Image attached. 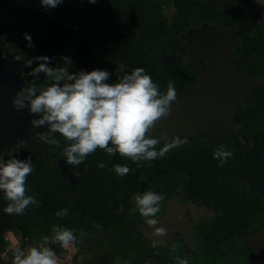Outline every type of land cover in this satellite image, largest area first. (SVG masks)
Returning <instances> with one entry per match:
<instances>
[{"label": "flooded vegetation", "instance_id": "1", "mask_svg": "<svg viewBox=\"0 0 264 264\" xmlns=\"http://www.w3.org/2000/svg\"><path fill=\"white\" fill-rule=\"evenodd\" d=\"M42 56L50 67L70 58V74L106 70L109 83L120 64L129 74L143 68L162 94L173 81L178 101L153 135L187 143L141 167L99 149L68 165L63 138L54 134L60 147L46 144L47 128L33 130L37 117L11 105L33 80L27 73L37 63L25 64ZM255 80H264V20L252 0H63L47 10L40 0H0V159L12 152L30 157L26 194L51 213L69 210L54 222L76 234L72 264L82 255L81 239L97 244L83 264H177L176 257L187 264H264V82L250 86ZM48 83L43 74L36 80ZM223 91L245 96L234 112L222 103ZM219 146L232 153L222 167L213 158ZM115 164L132 171L118 177ZM146 191L164 196L156 226L166 229L163 237L133 211ZM6 204L0 192V214L12 220ZM26 233L52 235L23 228L3 236L9 246ZM51 247L59 259L72 251Z\"/></svg>", "mask_w": 264, "mask_h": 264}, {"label": "clouds", "instance_id": "2", "mask_svg": "<svg viewBox=\"0 0 264 264\" xmlns=\"http://www.w3.org/2000/svg\"><path fill=\"white\" fill-rule=\"evenodd\" d=\"M62 2L40 0L45 10L56 8ZM95 2L89 0V3ZM24 39L29 47H34L29 34L25 33ZM61 60L62 66L50 67L49 57L29 59L25 67L31 68L33 62L37 63V67L27 73L33 80L15 96L11 105L17 113L27 110L29 115L37 117L30 121L33 130L47 128V134L41 136L46 144L60 147V140L54 134L63 138L66 146L61 154L68 165H80L99 149L109 157L119 155L141 167V162L164 158L187 143L186 138L179 136L169 139L166 132H161L159 138L153 135L158 122L170 116L172 106L178 101L173 81L168 82L167 91L162 94L143 68H136L129 74L125 65L120 64L115 71L116 82L109 83L112 74L106 70H81L70 74L71 59L61 57ZM41 74L50 83L37 86L36 80ZM161 140L165 143L157 150ZM231 155L230 151L219 146L213 158L222 167ZM10 157L0 159V192L7 202L3 211L9 216H21L30 206H40L34 196L26 194V182L34 165L30 157L18 159L14 152ZM105 167L104 163L98 164V168ZM113 170L121 178L132 171L129 166L120 164L113 165ZM163 200V195L146 191L135 197L136 207L133 209L150 228H154L158 237L167 234L165 228L156 227ZM68 211L67 208L61 209L56 216L63 218ZM41 240L38 246L14 247L12 264H59V257L51 245L67 250L73 249L77 243L74 231L60 225H54L52 235L41 237ZM176 261L177 264H187L180 257H176Z\"/></svg>", "mask_w": 264, "mask_h": 264}, {"label": "trees", "instance_id": "3", "mask_svg": "<svg viewBox=\"0 0 264 264\" xmlns=\"http://www.w3.org/2000/svg\"><path fill=\"white\" fill-rule=\"evenodd\" d=\"M51 210L52 209L39 206L35 210L34 209L31 210L30 213L28 214L25 213L24 215H21L19 217L16 216L12 220H8L6 216L0 214V264H5L3 260L5 259L6 256L10 254V252H8V241L3 236V234L7 231H11V230L17 231L18 229H23V228H30L36 231V234L38 236H41L43 231H45L47 235L52 233V227L56 224L54 220L55 221L58 220V217L56 216L57 211L55 210V208L54 211H52V213ZM79 210L86 211L87 209L79 208ZM79 223H81V221H79ZM45 224L47 228L44 227ZM68 226H72V224L69 223ZM78 227H81V224H79Z\"/></svg>", "mask_w": 264, "mask_h": 264}, {"label": "water", "instance_id": "4", "mask_svg": "<svg viewBox=\"0 0 264 264\" xmlns=\"http://www.w3.org/2000/svg\"><path fill=\"white\" fill-rule=\"evenodd\" d=\"M252 2L254 3V5L256 6L257 10L259 11V13L261 14L263 20H264V0H252ZM237 77V76H235ZM264 80H255V81H251V84L250 86H253V85H257V84H260V83H263ZM239 93V92H238ZM235 99H234V98ZM244 95H242L241 93L238 95H235V93H230L228 91H223L221 93V98L223 99L222 100V103L224 104H231L233 106V108L230 110L231 112L235 111L236 110V106L239 105L241 102H243L244 100ZM205 130H208L209 128H216V126H205L203 127Z\"/></svg>", "mask_w": 264, "mask_h": 264}, {"label": "crops", "instance_id": "5", "mask_svg": "<svg viewBox=\"0 0 264 264\" xmlns=\"http://www.w3.org/2000/svg\"><path fill=\"white\" fill-rule=\"evenodd\" d=\"M81 243V250L82 252H80L82 255L80 257V260L78 262V264H83V261L85 259H91V257L93 258V256L90 253H87V251H89L90 248H95L97 247L96 243H89V240L87 239H81L80 241ZM71 254L67 255V256H63L61 259H59V264H72L73 260L76 257V249H71ZM12 259V254L8 255L5 257L4 261L6 263L10 262Z\"/></svg>", "mask_w": 264, "mask_h": 264}, {"label": "rangeland", "instance_id": "6", "mask_svg": "<svg viewBox=\"0 0 264 264\" xmlns=\"http://www.w3.org/2000/svg\"><path fill=\"white\" fill-rule=\"evenodd\" d=\"M31 236L32 235H30L29 233H26L25 237L23 239L21 238L17 239L18 240L17 242H13L14 240H11L10 241L11 243H9V246H8V252L13 254V249L10 247L14 248L16 247L15 245L20 246L21 248H26V247H31V246H38L42 243V240H39L36 237L31 238ZM27 241H31V242L29 243Z\"/></svg>", "mask_w": 264, "mask_h": 264}]
</instances>
